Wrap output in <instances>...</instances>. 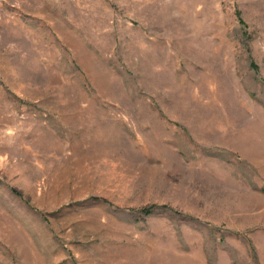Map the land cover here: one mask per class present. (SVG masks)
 <instances>
[{"label": "rangeland", "instance_id": "1", "mask_svg": "<svg viewBox=\"0 0 264 264\" xmlns=\"http://www.w3.org/2000/svg\"><path fill=\"white\" fill-rule=\"evenodd\" d=\"M0 264H264V0H0Z\"/></svg>", "mask_w": 264, "mask_h": 264}]
</instances>
